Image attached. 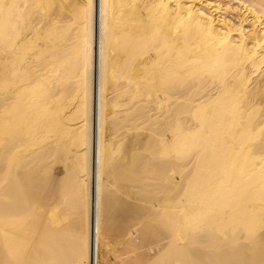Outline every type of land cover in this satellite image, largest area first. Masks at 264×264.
<instances>
[{"label":"bare ground","instance_id":"obj_1","mask_svg":"<svg viewBox=\"0 0 264 264\" xmlns=\"http://www.w3.org/2000/svg\"><path fill=\"white\" fill-rule=\"evenodd\" d=\"M115 260L264 264V0H0V264Z\"/></svg>","mask_w":264,"mask_h":264},{"label":"rangeland","instance_id":"obj_2","mask_svg":"<svg viewBox=\"0 0 264 264\" xmlns=\"http://www.w3.org/2000/svg\"><path fill=\"white\" fill-rule=\"evenodd\" d=\"M125 197H123V200H126V199H124ZM114 262V261H113ZM119 262H118V260H115V262H114V264H118Z\"/></svg>","mask_w":264,"mask_h":264}]
</instances>
